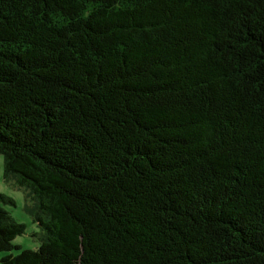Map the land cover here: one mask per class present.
I'll return each mask as SVG.
<instances>
[{"label":"trees","instance_id":"obj_1","mask_svg":"<svg viewBox=\"0 0 264 264\" xmlns=\"http://www.w3.org/2000/svg\"><path fill=\"white\" fill-rule=\"evenodd\" d=\"M0 155V264H264V0H0Z\"/></svg>","mask_w":264,"mask_h":264},{"label":"rangeland","instance_id":"obj_2","mask_svg":"<svg viewBox=\"0 0 264 264\" xmlns=\"http://www.w3.org/2000/svg\"><path fill=\"white\" fill-rule=\"evenodd\" d=\"M0 192L11 197L15 205H2L3 208L8 211L12 217L19 223H23L27 226L26 233L19 236L14 241V244L19 245L22 249L37 250L40 246V239L43 236V229L39 224L33 221V217L26 210V197L23 189L15 187L13 183H7L4 179V160L0 155ZM29 205L31 202H28ZM13 255H17L19 250H13ZM9 253L0 252V260Z\"/></svg>","mask_w":264,"mask_h":264}]
</instances>
